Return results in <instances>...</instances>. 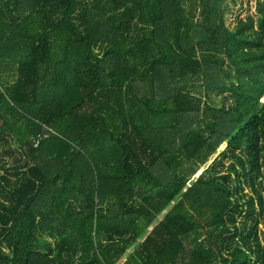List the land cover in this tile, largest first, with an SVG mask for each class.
<instances>
[{
	"label": "trees",
	"instance_id": "1",
	"mask_svg": "<svg viewBox=\"0 0 264 264\" xmlns=\"http://www.w3.org/2000/svg\"><path fill=\"white\" fill-rule=\"evenodd\" d=\"M223 3L0 0V264H264V0Z\"/></svg>",
	"mask_w": 264,
	"mask_h": 264
},
{
	"label": "rangeland",
	"instance_id": "2",
	"mask_svg": "<svg viewBox=\"0 0 264 264\" xmlns=\"http://www.w3.org/2000/svg\"><path fill=\"white\" fill-rule=\"evenodd\" d=\"M256 1L257 0H224L223 3V9L224 11V20L225 24L229 26H234L239 18H245L248 15H254L256 16ZM227 92V91H226ZM221 94L214 93L213 98L215 100H218L220 98ZM264 102V95L261 97V102ZM202 117V114H192V118L196 117ZM112 143V139L108 135V133L105 132H99L95 135L94 138L89 142H87V146L89 148H94L93 150L99 149L101 147L107 146L108 144ZM227 145V141H223L220 143L217 151L212 155L215 157L220 150H222ZM86 146V148H87ZM211 162V161H209ZM201 169L198 171L197 175L200 173ZM163 214V213H162ZM162 214L159 215L162 216ZM159 218H157L159 220ZM260 228H262V225H260ZM126 259V256H122L121 259H119L117 264H121Z\"/></svg>",
	"mask_w": 264,
	"mask_h": 264
},
{
	"label": "crops",
	"instance_id": "3",
	"mask_svg": "<svg viewBox=\"0 0 264 264\" xmlns=\"http://www.w3.org/2000/svg\"><path fill=\"white\" fill-rule=\"evenodd\" d=\"M110 144H111V143H110ZM113 201H114V200H112V202H113ZM162 217H163V216H160V218H162ZM160 218H159V219H160ZM157 221H158V219H157ZM157 221H156V222H157ZM153 227H154V224L151 225V226H149V228H148L147 231L145 232V235L148 234V233L153 229ZM131 251H132V248H131ZM131 251H130V252H131Z\"/></svg>",
	"mask_w": 264,
	"mask_h": 264
}]
</instances>
